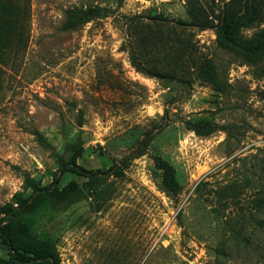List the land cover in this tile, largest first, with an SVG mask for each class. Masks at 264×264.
I'll list each match as a JSON object with an SVG mask.
<instances>
[{
  "label": "rangeland",
  "instance_id": "374dc122",
  "mask_svg": "<svg viewBox=\"0 0 264 264\" xmlns=\"http://www.w3.org/2000/svg\"><path fill=\"white\" fill-rule=\"evenodd\" d=\"M19 1L26 46L0 64V208L50 193L15 222L0 213V264L31 237L59 264H264V52L178 23L201 10L216 26L249 0ZM261 34L264 21L236 36Z\"/></svg>",
  "mask_w": 264,
  "mask_h": 264
},
{
  "label": "trees",
  "instance_id": "16d2710c",
  "mask_svg": "<svg viewBox=\"0 0 264 264\" xmlns=\"http://www.w3.org/2000/svg\"><path fill=\"white\" fill-rule=\"evenodd\" d=\"M226 7L222 9L216 26H213L212 21L201 10L191 12V20L189 22L178 23L179 25L192 26L199 29L217 28L226 42L248 53L249 60L253 61L255 55L264 52L263 34L256 36L252 46H243L236 36V33L240 28H256L264 21V0H249L246 10L240 16L230 15ZM70 14L72 15V12ZM81 15L83 16L82 18ZM81 15L78 18V20L80 19L79 24L86 23L89 20L90 12H83ZM28 17L29 14L25 4L19 0H0V64H6L5 61L10 58L14 59L19 53L24 51L26 46L25 28L28 23ZM69 25L70 23L67 24V27ZM131 57L133 64L141 70L139 62L133 53H131ZM125 160L122 159L119 162L123 168L126 167ZM118 168L117 165H114L106 172L99 173L100 180H103L107 176H117ZM162 168L164 169L163 184L167 188L166 191H171L175 184L173 181V172L165 164H162ZM64 171L78 173L90 178H96L98 176L79 169L77 166H70L68 164L61 165L60 172L62 173ZM57 180L58 178L56 177L53 186L57 184ZM49 191V189L34 187L32 195L20 201L18 210L13 211L10 206H5L0 208V213L5 214L7 217L9 216L10 223L15 222L47 201L46 195L50 193ZM0 235L9 249L12 248L13 239L9 235L6 226L0 228ZM41 243L35 237H31L23 249L13 252V255L10 257L11 260L15 261L16 264H59V260L54 251L42 246Z\"/></svg>",
  "mask_w": 264,
  "mask_h": 264
}]
</instances>
